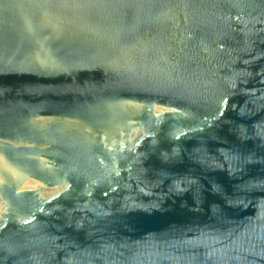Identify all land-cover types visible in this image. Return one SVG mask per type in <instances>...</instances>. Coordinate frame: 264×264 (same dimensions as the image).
<instances>
[{
	"label": "water",
	"instance_id": "water-1",
	"mask_svg": "<svg viewBox=\"0 0 264 264\" xmlns=\"http://www.w3.org/2000/svg\"><path fill=\"white\" fill-rule=\"evenodd\" d=\"M0 264H264V0H0Z\"/></svg>",
	"mask_w": 264,
	"mask_h": 264
}]
</instances>
